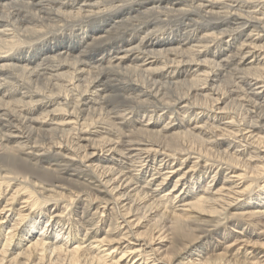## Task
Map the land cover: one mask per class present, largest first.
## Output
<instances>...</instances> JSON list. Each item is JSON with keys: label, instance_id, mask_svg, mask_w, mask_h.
Segmentation results:
<instances>
[{"label": "bare ground", "instance_id": "6f19581e", "mask_svg": "<svg viewBox=\"0 0 264 264\" xmlns=\"http://www.w3.org/2000/svg\"><path fill=\"white\" fill-rule=\"evenodd\" d=\"M6 224L0 264H264V0H0Z\"/></svg>", "mask_w": 264, "mask_h": 264}, {"label": "rangeland", "instance_id": "374dc122", "mask_svg": "<svg viewBox=\"0 0 264 264\" xmlns=\"http://www.w3.org/2000/svg\"><path fill=\"white\" fill-rule=\"evenodd\" d=\"M42 218L39 220H37L36 223V227L34 230L33 235L31 236H27L20 232V230H15V237L13 239L12 245L9 247V253H7V259H10L12 257H14L15 255H18V261H20V263H22L24 260L22 252L28 248V246L35 241L37 238L40 239L41 237H46V233H43V231L40 229L42 227ZM11 230V231H10ZM13 229H10L9 227H7V224L5 226H3L0 229V244L1 242H5V238L8 237V233L12 232ZM45 234V235H44ZM49 235V236H48ZM48 237H47V243L48 246H55V245H60V237L56 236V231L50 228L49 232H48ZM5 237V238H4ZM53 237V238H52ZM31 242V243H30ZM54 244V245H53ZM87 244H84V246ZM3 247V245L0 246V249ZM103 249V248H102ZM50 250V247H49ZM47 251V254L50 251ZM1 251V250H0ZM21 252V253H20ZM56 252L54 253H50V257L54 258V260H56L55 255ZM183 260L186 263H193V264H206L204 263L205 258L203 256V252H202V248H198V247H193L192 249H190L185 256L183 257ZM19 263V264H20ZM2 264H6V260L2 263Z\"/></svg>", "mask_w": 264, "mask_h": 264}]
</instances>
